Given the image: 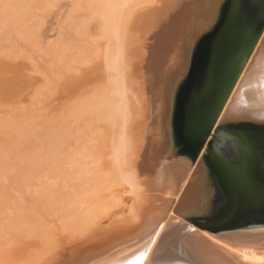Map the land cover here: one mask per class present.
Listing matches in <instances>:
<instances>
[{
    "label": "bare ground",
    "instance_id": "obj_1",
    "mask_svg": "<svg viewBox=\"0 0 264 264\" xmlns=\"http://www.w3.org/2000/svg\"><path fill=\"white\" fill-rule=\"evenodd\" d=\"M81 1L84 8L92 9L90 14L97 25L91 44H95V56L100 54L102 58L103 83L87 91L90 99L71 107L66 116L59 119L53 113L54 121L59 119L56 130L51 128L52 118L47 122L51 123L50 128H45L50 118L43 111L39 113L45 119L37 111L33 114L22 110L20 120L17 114L12 116L18 118V123L7 124L25 136L32 128L42 132L35 123L41 119L45 121L43 130H54L41 146L32 137L35 146L39 145L38 151H42V156L38 154L42 158V178L52 181H42V192L29 196L31 204L32 200H37L38 204L33 202L37 206L42 202L43 211L36 213L33 209L35 213L22 219L30 224L17 228L12 241H2L4 233L1 234L0 264H176L179 260L197 264H264V227L217 236L194 229L184 220L187 215L209 212L214 187L203 162L204 148L195 162L179 151L172 132L173 106L193 45L215 20L220 0H80V4ZM80 4L77 5L82 8ZM6 17L4 14L0 19L5 21L11 16ZM4 24L1 20L0 28ZM96 50L91 49V55ZM38 106L40 110L45 105ZM1 112L0 129L8 123L4 120L6 114ZM238 120L264 122V31L216 124ZM8 128L2 130L7 132ZM37 133L35 136L43 139ZM28 142L23 145L28 146ZM33 145L30 144L31 150ZM24 151L30 157L28 149ZM0 156L10 161L12 152ZM33 159L29 162L33 161L36 168L37 158ZM26 161L23 162L29 164ZM4 182L9 184V180ZM8 184H2V194L8 193L17 200H22L27 191L31 194L30 187L34 186L32 183L29 189L21 187L27 190L21 194ZM175 222L187 224L193 231L181 232L174 228Z\"/></svg>",
    "mask_w": 264,
    "mask_h": 264
},
{
    "label": "water",
    "instance_id": "obj_2",
    "mask_svg": "<svg viewBox=\"0 0 264 264\" xmlns=\"http://www.w3.org/2000/svg\"><path fill=\"white\" fill-rule=\"evenodd\" d=\"M263 31L264 0H220L215 20L197 36L175 94L177 147L191 162L204 148L214 187L209 212L184 220L217 236L264 227V122L216 124ZM187 224L175 222L174 228L193 231Z\"/></svg>",
    "mask_w": 264,
    "mask_h": 264
},
{
    "label": "rangeland",
    "instance_id": "obj_3",
    "mask_svg": "<svg viewBox=\"0 0 264 264\" xmlns=\"http://www.w3.org/2000/svg\"><path fill=\"white\" fill-rule=\"evenodd\" d=\"M0 1H4L3 3L0 2L2 4V5L1 4L0 5L3 7V9L5 8L3 10V9H1L2 7L0 6V13L1 12L3 13V14L1 13L2 17L4 16V14L7 15L6 18H8L9 16L12 17V18L10 17L9 19L5 18L6 19L5 21H4V19H0V22H1V20H3V22L5 23L3 28H0V102H1L0 103V111H2L1 113L4 115L6 114L5 116H7V117L11 116L10 117L11 119L4 117V120L6 119L5 122H8V123H5V126L1 127V129H0V148H2V147L4 148L3 150L1 149L2 151L0 150V155L2 154V156H3V154L5 152H8V151L12 152L11 158L8 159L10 161H7V158L5 160V158L3 157L5 162L0 163V165L2 166V168L0 166V168H1L0 176L1 177L3 176V178H0V182H1L0 188H3L5 185L8 184V183L6 184L4 181L8 182V180H9V184L11 183L10 185H13L17 189H19V191H21V194H22V193L27 191L24 189H27V188L29 189L30 185L32 186V183L34 184L33 187H30L31 194H29L28 191H27V193L29 195L27 193H24L25 195L22 194V198H21L22 200H20V199L17 200L16 198H13L10 195H7L8 193L2 194L3 192L5 193V189L4 188H3V190L0 189V211L2 212V213H0V236L2 233H4V234H2V239H1V237H0V239L2 241H5V239H10L12 241L14 239V236H13L14 233L18 232L17 228L20 227L19 229L21 230V228L23 226H25L26 224H30V223H26V224L23 223L24 221L22 219L25 220L26 216L28 217V215H30L31 212H34L33 209H35L36 213H41V210L43 211V209H44L43 208L44 206L41 202L42 197L39 198L40 199L39 203L41 202V206H40V204L37 206V204H38L37 200L36 201L32 200V204H31L30 203L31 201H29V199H30L29 196L30 195L33 196L35 194V192H37L36 194H38V192H42V190H41L42 189V181L46 184H49L52 181L51 179L49 180L47 178H42V168L39 167L40 165L42 166V164H41L42 158L40 157V156H42V154H40V153H42V151L41 152L38 151L39 150L38 146L39 145L41 146V144L45 141V139H47L48 136H50L52 133H54L53 131L57 129L56 126L58 125L57 122L59 123L58 120L60 119V117L66 116L67 114H69L71 112V109L76 107L77 105L79 106V105L87 102L90 99L89 97L91 96V95L87 96L89 93L87 91H91L92 88H95L98 84L101 85L103 83L102 82L103 64L101 61L102 58L100 57V54H97V57L95 56L97 53V50L94 49L95 44H93V45L91 44V42H93L92 38L96 37L95 35L98 32L96 22L93 19L92 14H90L91 13L90 11L92 9L89 8L90 9L89 10L88 7H86V6L84 8V5H83L84 2L83 1H81V2H83L82 4L79 3L80 0L77 3H75V0H50L51 2L49 0H10L9 2H11V3H8L5 0H0ZM48 2L51 4H49ZM9 4L11 5V7H9ZM17 4L18 5L20 4L19 5L20 7ZM77 4H80V6L83 5V7L79 8V5H77ZM5 5L8 8L5 7ZM12 5H14V6H12ZM23 7H25V8H23ZM6 8H7V10H6ZM9 8H12L13 10L12 9L11 10L13 12L11 10H9ZM18 8H20V9H18ZM83 8L85 11L82 12ZM86 10H89L88 14H85V13H87ZM8 11H9V13L6 14V12H8ZM1 14H0V18H2ZM27 15H29V17H27ZM15 19H17V20L19 19V21H17V20L15 21ZM7 21H8V25H6ZM22 24L23 25L25 24V25L23 26ZM79 24L83 27H81ZM84 25H85V27H84ZM78 30H79V32H78ZM64 39H66L67 41H65ZM87 41H90V42H87ZM63 43H66L68 46L67 45H64L65 47L62 46ZM91 45L93 46V48ZM52 46H54V47H52ZM49 47L53 51L56 50L55 52H57V53H54L51 49H49ZM69 47L71 48V50ZM82 47H83V50H82ZM58 48H59V50H58ZM64 48H66V49H64ZM60 49L62 51H60ZM84 49H85V51H84ZM91 49H93L94 51L96 50V52L92 51L93 52L92 54H94V55H91ZM52 53H53V55H52ZM84 53H85V55H83ZM98 53H99V51H98ZM98 55L100 58L98 57ZM50 56H52V57H50ZM56 57H58L59 59H57ZM53 67H54V69H53ZM7 72H9V73H7ZM99 75H100V77L96 78ZM4 76H6V77H4ZM36 85H37V87H36ZM99 85L97 87H99ZM37 98L39 99V102H37L38 101ZM40 100L42 101V105L44 104L46 106L45 107L43 105L45 109L47 108L46 110L44 108H42L43 106L41 105ZM48 100H50V101H48ZM32 101L33 102L36 101V103L35 102L33 103ZM36 104H37V106L39 105L38 107H41L42 109L39 110V108H37ZM31 105L32 106L34 105V107H32ZM26 107H28V108H26ZM2 108L4 110H2ZM65 108H66V111H65ZM22 110L25 111V113L27 111L29 113H32L33 111H35V112L37 111L41 117L44 116L43 117L44 119H45V115H41V113H39V111L40 112L43 111L44 114L46 112V114H48L46 118L47 119H48V117L50 118V120L49 119L46 120V123L51 122L52 120L54 121L56 115H58V116L60 115V116L59 117L57 116V118H59V119L58 120L56 119L55 120L56 122L54 121L55 124H53L54 123L53 121L51 122L52 124L51 123L45 124L46 125L45 128H47L48 126L50 128V125H48V124H51V126L53 125L51 128L54 127L53 128L54 130L50 131V129L49 130H46V129L43 130V128H44L43 124L45 123V121H42V119L40 120L39 118H41V117H38V114L35 113V114H37V117H38V118L37 117H35V118L40 120L39 121L40 123L35 122L36 124L38 123L36 126L37 127L39 126V129L42 128L40 130V132L41 131L42 132L39 133V131L37 130V127H36L37 131H32L35 129V128L34 129L32 128V130L29 131L30 133L28 134V136H29L28 137L25 135H20L18 133L17 129L8 128V126H7V124H9V122H11V123L13 122V124H14V122L18 123V121L20 120V117H21L20 112L21 113L23 112ZM53 113L55 114V116ZM14 114H17V117L19 118V120L16 117H15L16 120H13L15 118L12 116H16ZM33 114H34V112H33ZM51 114H53V115H51ZM51 118H52V120H51ZM31 120H33V119H31ZM38 120H36V121H38ZM2 128L4 130H6L8 128L7 132L11 131V130H13V131L7 133L4 130H2ZM14 130H16V131H14ZM45 131L46 132L50 131L49 132L50 134L46 133ZM35 132H38L37 134H39L40 138H41V136H43V139L39 140L38 136L37 135L35 136ZM32 134H34V136H32ZM40 134H42V135H40ZM24 137H28V139H27L29 141L28 143H30V140L32 139V137L35 141L39 140V143L37 141L35 143V144H39V145L35 146V144H34L35 141L32 142L33 139L31 140L32 143H30L31 146L34 144L33 148L37 149L36 152L34 151V149L31 150L30 144H28V146H26L27 145L26 143H25V146L23 145L24 142H27L26 138L22 139ZM10 138H11V140H9ZM19 140H21L22 142ZM47 141L48 140H46V143H47ZM15 142L20 143V145L18 144V146H17ZM49 142H50V140L48 141V143ZM5 145H7V148ZM35 147H37V148H35ZM21 148H23V149H21ZM13 149H15V150H13ZM27 149H28V152L30 154V157L27 154V151H24ZM18 150H20V151L18 152ZM13 152H14V154H13ZM20 153H21V155L24 153V155L27 156L28 162H29L30 158L31 159L34 158L33 160H35L37 158L36 161L38 162V164L36 166L38 167L39 170H37V167L35 168V165H34L35 163L32 160H30V161H32L34 166L32 165L31 162H29V164L26 163L27 162L26 161L27 159H25L26 156L24 157L22 155L24 157V160L26 161V162H23L24 160L22 159L23 157L20 156ZM18 154H19V156H18ZM31 154L33 156H31ZM38 154L40 156H38ZM1 158L2 157L0 156V160H3ZM13 158H15V159H13ZM17 160H19L20 162L22 160L21 164L18 161L20 166H18L19 164H18ZM8 162H10V163H8ZM13 162H15V163L13 164ZM5 163H7V166L8 167L10 166L11 168L9 167V169L7 168L8 170H6L7 166H4ZM23 163H25V164H23ZM29 165H30V168H29ZM23 166L25 168H23ZM31 166H32V168H31ZM2 171L5 173H3ZM7 171H8V173H7ZM6 174H8V175H6ZM4 177H6V179ZM2 179L3 180L5 179V180L3 181ZM38 185H40V187ZM21 187H23L24 189H22ZM37 187H38V189H37ZM39 189H40V191H38ZM1 190H2V192H1ZM22 190H23V192H22ZM33 190H36V191L33 192ZM32 192H33V194H32ZM14 193H16V192H14ZM35 196H37V195H35ZM213 198H214V195H213ZM36 199H38V198H36ZM25 201H27L28 203ZM33 202H36L37 204L33 203ZM25 203H27V204H25ZM28 204H30V206ZM35 204H36V206H35ZM25 206H27V207H25ZM38 207H41L42 209L38 208ZM28 208L29 209L32 208V210H28ZM26 213H28V214H26ZM43 213L44 212H42V214ZM1 218H3V219H1ZM12 223H13V225H12ZM7 227L13 228V230L9 229ZM6 231H7V233H6ZM28 240H32V239H28ZM6 246H4V247H6Z\"/></svg>",
    "mask_w": 264,
    "mask_h": 264
},
{
    "label": "snow or ice",
    "instance_id": "obj_4",
    "mask_svg": "<svg viewBox=\"0 0 264 264\" xmlns=\"http://www.w3.org/2000/svg\"><path fill=\"white\" fill-rule=\"evenodd\" d=\"M201 31H204V30L202 29ZM195 33H197V32H195ZM189 43H191V40H189Z\"/></svg>",
    "mask_w": 264,
    "mask_h": 264
}]
</instances>
